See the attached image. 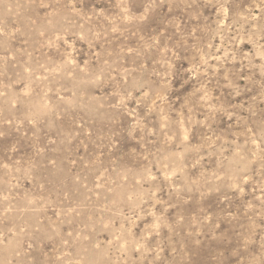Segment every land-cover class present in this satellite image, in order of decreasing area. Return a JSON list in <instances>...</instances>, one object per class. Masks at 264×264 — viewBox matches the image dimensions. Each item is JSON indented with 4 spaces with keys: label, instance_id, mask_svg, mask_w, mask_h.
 Segmentation results:
<instances>
[{
    "label": "rangeland",
    "instance_id": "obj_1",
    "mask_svg": "<svg viewBox=\"0 0 264 264\" xmlns=\"http://www.w3.org/2000/svg\"><path fill=\"white\" fill-rule=\"evenodd\" d=\"M0 264H264V0H0Z\"/></svg>",
    "mask_w": 264,
    "mask_h": 264
}]
</instances>
